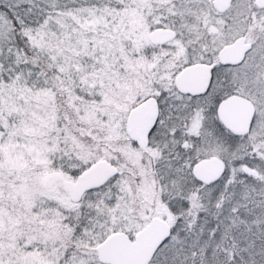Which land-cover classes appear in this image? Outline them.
Segmentation results:
<instances>
[{
  "label": "snow or ice",
  "instance_id": "1",
  "mask_svg": "<svg viewBox=\"0 0 264 264\" xmlns=\"http://www.w3.org/2000/svg\"><path fill=\"white\" fill-rule=\"evenodd\" d=\"M0 264H264V0H0Z\"/></svg>",
  "mask_w": 264,
  "mask_h": 264
}]
</instances>
